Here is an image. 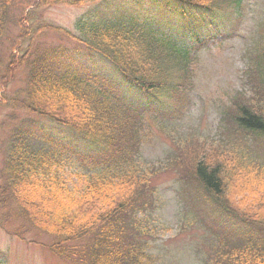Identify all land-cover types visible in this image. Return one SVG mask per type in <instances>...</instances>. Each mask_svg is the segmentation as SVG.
Here are the masks:
<instances>
[{
	"label": "trees",
	"instance_id": "trees-1",
	"mask_svg": "<svg viewBox=\"0 0 264 264\" xmlns=\"http://www.w3.org/2000/svg\"><path fill=\"white\" fill-rule=\"evenodd\" d=\"M85 1L0 0V38L11 42L0 59V106H22L72 129L59 140L36 132L35 123L7 137L0 227L74 264H159L147 250L139 216L152 206L154 193L150 172H139L137 163L147 109L131 95L136 86L146 102L159 100L164 115H182L200 62L190 33L195 39L197 30L230 20L243 0H155L147 13L112 0L105 11L77 19L76 33L36 11ZM32 3L35 10L26 13ZM163 21L178 22L174 27L182 33L169 32ZM47 30L103 55L130 83L127 90L107 73L79 67L69 49L47 44ZM243 57V87L227 92L220 108L217 151H207L203 140L193 157L180 148L169 165L152 171L167 167L194 188V196L189 189L186 194L198 206L208 239L203 264H264L263 33ZM20 74L21 88L9 95ZM41 234L49 244L37 240Z\"/></svg>",
	"mask_w": 264,
	"mask_h": 264
},
{
	"label": "rangeland",
	"instance_id": "rangeland-1",
	"mask_svg": "<svg viewBox=\"0 0 264 264\" xmlns=\"http://www.w3.org/2000/svg\"><path fill=\"white\" fill-rule=\"evenodd\" d=\"M107 2V0H94L82 8L62 5L43 12L56 24H62L77 32L76 22L79 16L89 15L95 11L103 12L108 8ZM150 2L151 0H126L124 4L127 10L134 7L147 13ZM174 9H177V4ZM263 14L264 0H243L241 12L234 15L236 18L230 22L231 27L228 28L227 22L218 21L212 26L197 30L196 40L195 32L190 33L192 36L189 39L190 43L194 44L196 41L199 43L200 64L195 88L189 92L188 102L185 103V114L164 115L160 112L163 108L159 100L150 99L148 102L140 100L139 98H145L146 94L134 86L136 95H131V98L149 108L147 119L151 128L147 130L137 160L138 171L150 172L151 184L154 186L153 204L145 212H139V216L145 219L143 222L145 237L149 239L147 249L158 256L159 264H203L204 246L208 244V239L198 206L194 205L191 196L188 200L186 194V190L189 189V194L194 196V188L192 186L186 188V183L180 179L178 173L167 167L156 174L152 171L159 164L160 168L169 165L174 153L180 148H183L189 159L194 156V149L203 146L201 142L203 140L207 151L218 146L221 141L216 134L220 122V108L227 92L242 88L244 81L242 72L246 67L243 50L245 44L250 43L256 27L263 20ZM16 33L17 28L13 30V34ZM43 40L47 44L66 46L74 55L78 66L94 72L107 73L126 90L127 85H130L113 63L84 44H79L76 40L54 31H47ZM10 43L6 39L0 43V59L9 50ZM20 77L14 81L12 87L10 84L7 88L10 95L20 87L18 86L21 84ZM154 107L158 109L154 111ZM34 116L20 106H0V166L7 148L5 145L8 144L5 141L7 137L16 131H24V128H29L35 123L38 125L36 132L48 133L59 140L67 138V130L71 129L68 126ZM150 116L155 117L156 120L151 121ZM80 145L85 150L91 148V145ZM259 148L263 153L264 141L260 142ZM212 151L217 149L214 148ZM37 240L50 242V239L42 234ZM0 250L2 251L0 264H68L42 246L22 241L1 227Z\"/></svg>",
	"mask_w": 264,
	"mask_h": 264
}]
</instances>
